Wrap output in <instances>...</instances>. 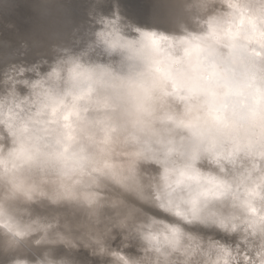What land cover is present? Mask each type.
Wrapping results in <instances>:
<instances>
[{"label": "clouds", "instance_id": "9594fccd", "mask_svg": "<svg viewBox=\"0 0 264 264\" xmlns=\"http://www.w3.org/2000/svg\"><path fill=\"white\" fill-rule=\"evenodd\" d=\"M0 264H264V0H0Z\"/></svg>", "mask_w": 264, "mask_h": 264}]
</instances>
